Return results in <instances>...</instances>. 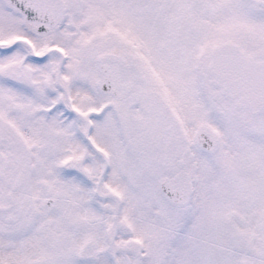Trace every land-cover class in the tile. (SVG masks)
<instances>
[{
	"label": "snow or ice",
	"instance_id": "obj_1",
	"mask_svg": "<svg viewBox=\"0 0 264 264\" xmlns=\"http://www.w3.org/2000/svg\"><path fill=\"white\" fill-rule=\"evenodd\" d=\"M0 264H264V0H0Z\"/></svg>",
	"mask_w": 264,
	"mask_h": 264
}]
</instances>
